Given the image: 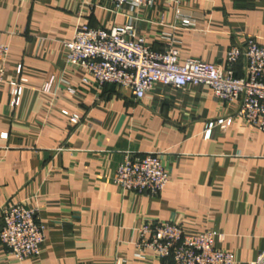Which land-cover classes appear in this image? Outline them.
Here are the masks:
<instances>
[{"label":"crops","instance_id":"obj_1","mask_svg":"<svg viewBox=\"0 0 264 264\" xmlns=\"http://www.w3.org/2000/svg\"><path fill=\"white\" fill-rule=\"evenodd\" d=\"M178 6L202 22L174 30L176 4L166 0L120 13L110 0H0V43L10 46L0 83V210L8 202L36 208L46 234L42 254L21 262L0 241V264H173L138 250L141 226L160 222L219 232L215 246L234 264L264 250V133L239 119L236 105L205 85H156L139 101L124 88L84 84V70L66 63L65 43L79 26L110 30L129 20L155 51L173 38L181 62L224 66L247 37L264 44V0ZM243 72L241 61L236 75ZM13 83L23 87L19 106ZM227 117L229 128L204 138L210 122ZM129 153L161 157L170 182L159 196L113 184Z\"/></svg>","mask_w":264,"mask_h":264},{"label":"built area","instance_id":"obj_2","mask_svg":"<svg viewBox=\"0 0 264 264\" xmlns=\"http://www.w3.org/2000/svg\"><path fill=\"white\" fill-rule=\"evenodd\" d=\"M114 11L125 6L130 10L152 8L158 0H110ZM176 4V23L172 27H192L202 22L200 17L185 12L180 0H166ZM162 51H155L145 37L140 36L132 21L110 30L81 25L73 39L65 43L66 63L84 70V84L99 87L112 85L130 90L136 100H143L156 85L182 89L189 85H205L220 101L234 104L236 116L264 133V44L252 36L227 52L225 65H217L189 58L180 61V51L173 38ZM10 46L0 43V83L3 82ZM244 62V72L236 75L237 65ZM21 68L18 70L20 74ZM69 93L75 90L67 88ZM22 85L13 83L12 105L19 106ZM71 123L80 117L63 111ZM234 117L210 122L204 132L209 139L213 128H229ZM6 138L7 134H3ZM170 182V174L157 154H127L118 166L113 184L122 191L148 193L159 196ZM3 226L0 241L16 261L37 258L46 242L45 225L39 220L36 208L21 203H6L0 210ZM142 241L139 251L150 250L159 260L173 264H234L231 251L218 249L215 241L222 235L214 230L187 234L176 223H146L140 228ZM117 264H121L118 260ZM250 264H264V250Z\"/></svg>","mask_w":264,"mask_h":264}]
</instances>
